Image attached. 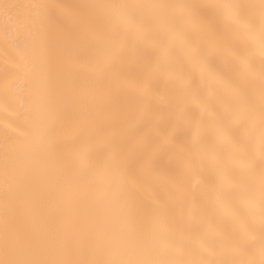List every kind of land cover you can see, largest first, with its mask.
<instances>
[{
	"label": "bare ground",
	"instance_id": "6f19581e",
	"mask_svg": "<svg viewBox=\"0 0 264 264\" xmlns=\"http://www.w3.org/2000/svg\"><path fill=\"white\" fill-rule=\"evenodd\" d=\"M0 264H264V0H0Z\"/></svg>",
	"mask_w": 264,
	"mask_h": 264
}]
</instances>
